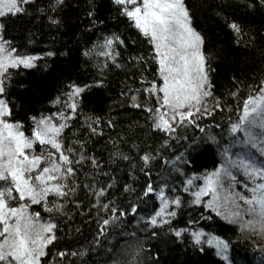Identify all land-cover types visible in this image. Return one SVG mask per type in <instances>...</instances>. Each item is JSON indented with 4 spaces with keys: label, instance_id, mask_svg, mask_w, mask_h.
I'll return each instance as SVG.
<instances>
[{
    "label": "trees",
    "instance_id": "1",
    "mask_svg": "<svg viewBox=\"0 0 264 264\" xmlns=\"http://www.w3.org/2000/svg\"><path fill=\"white\" fill-rule=\"evenodd\" d=\"M54 2L36 0L34 6L28 7L27 15L3 21L5 38L12 41L19 54L40 57L34 68L10 69L6 98L13 107L11 119L22 122L25 134L30 136L34 125L29 117L56 116L59 112L70 114L66 107L54 103L57 97L62 102L67 99L65 93L70 91L69 85H94L102 80L103 86L92 87L83 94L76 117L61 136L65 149H74L70 158L76 175L68 183L78 186L75 195L67 199L49 195L48 206L51 207L53 201L64 204L63 214L48 213L43 204L31 206L30 211L39 212L42 222L52 218L58 226V240L49 245V255L42 264H154L151 258L157 255L159 264H224L214 255V249L207 254L200 253L187 235L183 242L178 241L168 233L167 226L161 237L148 239L150 230H146L143 223L137 224V220L158 210L159 200L141 204L135 216L128 204L136 201L146 183L158 188L162 181L174 188L184 202L182 211L172 222L173 228L196 230L203 227L230 242V255L235 258V264H264V233L244 228L239 221L229 223L203 205H190L193 197L190 192H183L182 183L219 168L224 162L221 153L225 148L239 156L249 152L247 146L232 143L227 129L230 121L236 122L242 114V105L248 95L257 93L264 81V7H246V0H185L192 26L205 38L203 51L211 68L215 98H209V105L214 107L215 100H219L223 110L215 109L212 116L200 117L196 121L198 127L191 123L181 126L178 122L175 131L168 133L154 128V113L146 110L164 108L157 101V95L144 91L152 82L158 87L163 84L159 64L153 58L154 46L132 21L121 15V7L113 0H65L62 9L50 11L49 6ZM247 3L258 4V0H247ZM36 7L44 8L45 12H37ZM89 12L93 15L89 16ZM49 16L60 24H51ZM233 21L241 26L240 34L228 26ZM113 33L125 41L117 46L120 55L116 63L120 67L103 54V48L96 47ZM49 52L55 55L48 56ZM85 52L90 54L85 56ZM134 95L136 103L141 105L139 108L132 106ZM158 95L162 98L163 93ZM97 118L99 123H93ZM89 124L102 135L92 133ZM207 136H215L219 145L212 144L203 156L191 162L187 146L193 138L211 144ZM236 139H242V134H236ZM49 150L50 146H35L37 154L43 152L47 156ZM146 153L155 157L147 167L141 159ZM81 154L95 157L101 167L94 169L88 159L80 165L75 164ZM181 154H184L183 159L177 160ZM53 158L59 162L58 154ZM184 161H189L187 166ZM44 166L42 163L41 168ZM237 175L240 183L233 184L234 190L251 196V182L248 181L249 188H245L247 177ZM112 177L115 185L100 202L113 200L128 215L118 227H108L106 234L100 235L101 222L110 213L99 210L98 214L94 207L96 198L85 185L106 187L113 182ZM125 184H131L136 193L124 192ZM194 184L202 186L203 179L195 180ZM209 199L210 195L204 197L205 202ZM241 204L240 220L246 223L254 216L246 210L247 205ZM201 214L212 216V220L200 219ZM190 220L197 222L190 224ZM140 242L143 243L142 253L137 248ZM60 251L68 255L58 257ZM73 252L83 255H71Z\"/></svg>",
    "mask_w": 264,
    "mask_h": 264
},
{
    "label": "snow or ice",
    "instance_id": "2",
    "mask_svg": "<svg viewBox=\"0 0 264 264\" xmlns=\"http://www.w3.org/2000/svg\"><path fill=\"white\" fill-rule=\"evenodd\" d=\"M113 2L121 7V15L132 21L135 28L154 46L153 58L159 64L158 71L163 84L158 87L152 82L151 87L145 88L144 91L157 95L161 108L166 106L169 109L168 112L146 109L149 113H154L155 129L173 133L175 128L170 120L178 119L181 126L184 123L196 124L200 117L212 116L215 109L223 110L219 100H215L214 107L209 106V98H215L210 79L211 68L203 51L205 38L192 26V16L185 0H113ZM35 3L36 0H0V264H42L44 258L49 255V245H54L58 240V226L54 220L50 218L42 222L40 213L32 212L30 209L32 205L43 204L46 212L63 214L64 204L53 201L52 206H48L49 195L64 199L69 195H75L78 186L74 184L70 186L68 183L69 179L76 175L74 162L70 158L74 149H65L61 136L64 129L70 126L69 122L76 117L83 94L92 87L103 86L102 80L94 85L80 86L75 83L69 85L70 91L65 93L67 99L62 102L61 98L57 97L54 103L66 107L70 114L59 112L56 116L29 117L34 125L30 136L25 134L22 122L11 119L13 107L6 98L11 78L10 69L34 68L40 57L19 54L12 41L5 38L6 25L3 21L27 15L28 7L34 6ZM64 4L65 0H55L54 4H50L49 10L62 9ZM245 6L264 7V0H258V4H249L246 0ZM35 10L39 13L45 12L44 8L36 7ZM92 15L93 13L89 12V16ZM48 19L53 25L60 24L59 20L51 16ZM228 26L237 34L242 32L241 26L234 21ZM124 43L119 35L113 33L96 47L103 48V54L120 67L121 65L116 63V58L120 55L117 46ZM89 54L84 53L85 56ZM47 55L53 56L55 53L49 52ZM160 92L163 93L162 98L158 95ZM232 95L235 96L236 93ZM131 99L133 107H141L136 103L137 96L134 95ZM56 117L59 118L58 121ZM93 123L98 124L99 119ZM108 123L111 125L112 122ZM88 127L92 133L102 135V132L97 133L92 124ZM227 131L232 136L233 144L240 143L248 147V154L239 156L230 153L228 148L223 149L221 155L224 162L220 167L205 173L203 177L193 176L183 181V192L191 193L193 199L190 205H203L229 223L239 221L244 228L264 233V84L258 88L257 94L248 95L242 105V114L236 122L230 121ZM236 134H242V139L237 140ZM206 139L210 140L211 144L204 143L203 139L193 138L187 146L191 162L198 156H203L212 148V144L219 145L215 136H207ZM37 144L50 146L47 156L43 152L36 153ZM66 152L68 154H65ZM57 154L59 162L53 158ZM183 155L176 159H183ZM122 158L129 159L128 156ZM86 159L91 161L94 169L101 167L95 157H85L83 154L75 164L80 165ZM141 159L147 167L150 160L155 157L146 153ZM42 163L45 166L41 168ZM184 163L187 166L189 161ZM150 174L149 172L148 175ZM237 174L247 177V181L244 182L245 188H249L248 181L251 182L252 186L249 188L251 196L234 190L233 184L240 183ZM201 178L203 185H195L194 181ZM111 179L113 182L106 187L92 188L85 185L96 198L97 203L94 207L98 209V214L99 210L110 213L109 217L101 222L100 235H105L108 227H118L122 223V218L128 215V212L122 211L113 200H109L108 203L100 202L101 198L107 196L108 189L115 185V178ZM193 187L196 188L195 191L192 190ZM123 191L136 193L131 184H125ZM209 195L211 199L205 202L204 197ZM149 200L153 202L159 200L158 210L154 209L147 218L141 216L137 220V224L143 223L145 229L150 230L149 240L161 237L167 226L168 233L176 240L183 242L187 235L198 252L207 254L214 249V255L224 264H235V258L230 255L232 246L227 239L205 231L203 227L193 230L171 226L178 212L182 211L184 202L166 181H162L158 188H154L152 183H146L141 193L137 194L136 201H129L128 207L133 216L137 214L141 204L148 205ZM241 202L248 206L246 210L254 216L246 223L240 220ZM200 219L210 221L212 216L201 214ZM196 222L189 221L190 224ZM137 248L142 253L143 243H138ZM66 255L68 254L63 251L57 253L61 258ZM71 255L83 253L73 252ZM151 259L154 264H159L158 255Z\"/></svg>",
    "mask_w": 264,
    "mask_h": 264
},
{
    "label": "rangeland",
    "instance_id": "3",
    "mask_svg": "<svg viewBox=\"0 0 264 264\" xmlns=\"http://www.w3.org/2000/svg\"><path fill=\"white\" fill-rule=\"evenodd\" d=\"M210 106V105H209ZM187 109H185V111H186ZM169 111V109L165 106V109L163 110V112H168ZM178 122V119H177V121H171L170 120V123H172V125L174 126L176 123Z\"/></svg>",
    "mask_w": 264,
    "mask_h": 264
},
{
    "label": "bare ground",
    "instance_id": "4",
    "mask_svg": "<svg viewBox=\"0 0 264 264\" xmlns=\"http://www.w3.org/2000/svg\"><path fill=\"white\" fill-rule=\"evenodd\" d=\"M262 84H264V81L261 83V85H262ZM253 94H257V93L255 92V93H253ZM164 109H165V108H163V110H164Z\"/></svg>",
    "mask_w": 264,
    "mask_h": 264
}]
</instances>
